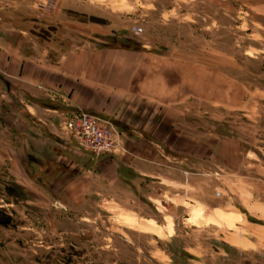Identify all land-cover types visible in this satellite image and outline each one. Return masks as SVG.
I'll return each instance as SVG.
<instances>
[{"label": "rangeland", "instance_id": "obj_1", "mask_svg": "<svg viewBox=\"0 0 264 264\" xmlns=\"http://www.w3.org/2000/svg\"><path fill=\"white\" fill-rule=\"evenodd\" d=\"M0 26L52 62L101 48L160 73L196 66L191 98L165 112L187 137L174 182L151 184L152 200L69 203L0 163V264H264V0H0Z\"/></svg>", "mask_w": 264, "mask_h": 264}, {"label": "crops", "instance_id": "obj_2", "mask_svg": "<svg viewBox=\"0 0 264 264\" xmlns=\"http://www.w3.org/2000/svg\"><path fill=\"white\" fill-rule=\"evenodd\" d=\"M4 29L0 26V163L14 177L27 178L31 191L61 194L69 203L106 192L114 200L122 192L126 199L152 200L151 184L174 182L167 177L169 166L182 152L173 144L187 137L165 112L181 97L191 98L196 66L160 73L148 69L153 62L138 53L101 48L74 50L52 62L21 43L16 35L21 31L5 36ZM8 108L13 125L7 124ZM77 111L112 118L130 154L95 157L80 151L61 130V121ZM191 145L184 157H196Z\"/></svg>", "mask_w": 264, "mask_h": 264}, {"label": "built area", "instance_id": "obj_3", "mask_svg": "<svg viewBox=\"0 0 264 264\" xmlns=\"http://www.w3.org/2000/svg\"><path fill=\"white\" fill-rule=\"evenodd\" d=\"M136 34L143 32L135 28ZM64 134L73 140L79 150L95 157L113 155L123 149L120 132L100 116L85 111L72 113L63 123Z\"/></svg>", "mask_w": 264, "mask_h": 264}, {"label": "bare ground", "instance_id": "obj_4", "mask_svg": "<svg viewBox=\"0 0 264 264\" xmlns=\"http://www.w3.org/2000/svg\"><path fill=\"white\" fill-rule=\"evenodd\" d=\"M193 222V221H192Z\"/></svg>", "mask_w": 264, "mask_h": 264}]
</instances>
